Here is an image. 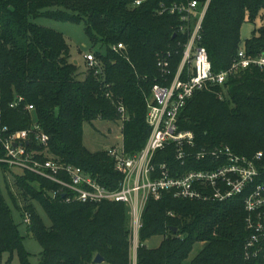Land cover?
Segmentation results:
<instances>
[{
    "label": "trees",
    "instance_id": "1",
    "mask_svg": "<svg viewBox=\"0 0 264 264\" xmlns=\"http://www.w3.org/2000/svg\"><path fill=\"white\" fill-rule=\"evenodd\" d=\"M135 1L0 0L3 123L10 132L30 126V115L22 106L10 108L22 98L23 105L34 107L36 122L49 137L50 154L81 168L110 190L116 189L121 175L114 171L106 151L90 152L83 146V126L97 120L119 121L123 152H139L150 134L146 113L151 90L169 84L187 42L178 30L177 16L156 14L160 3L171 0H142L133 7ZM51 7L62 10L48 12L46 18L82 23L88 41L104 51L94 53L98 66L87 65L89 70L81 80L77 76L80 66L70 59L64 36L29 21ZM257 21L260 26L242 40V25ZM200 38L198 45L205 49L213 74L227 70L240 49L250 56H264V0H210ZM118 44L124 49L113 51ZM159 58L169 62L167 80L157 67ZM119 105L125 111L123 120ZM178 129L193 134L194 147L185 149L182 161L176 160L173 146L158 151L154 160L165 163L172 175L216 168L210 159L195 158L199 151L215 147H228L249 158L262 153L264 160V70L247 69L229 76L221 86L196 92L179 113ZM0 169L3 175L10 172L2 165ZM14 186L21 206L7 183L6 197L0 191V254L16 253L22 264H28L19 232L24 225L26 234L42 249L38 264H94L96 255L104 264L131 263L130 215L124 204L52 199L50 192L56 187L29 173L14 175ZM7 199L21 224L14 222ZM37 207L50 225L44 224ZM26 215L28 224L24 223ZM245 217L242 198L184 200L164 193L158 201L149 200L143 211L136 264H264L262 257L245 258ZM154 237L161 238L160 243L147 247ZM197 244L200 250L189 259Z\"/></svg>",
    "mask_w": 264,
    "mask_h": 264
},
{
    "label": "built area",
    "instance_id": "2",
    "mask_svg": "<svg viewBox=\"0 0 264 264\" xmlns=\"http://www.w3.org/2000/svg\"><path fill=\"white\" fill-rule=\"evenodd\" d=\"M142 0H136L137 7ZM210 0L203 5L197 0H171L160 3L156 14L177 16L178 30L187 36L178 69L167 85H155L147 105L146 123L150 134L143 148L133 155H127L116 148L108 149L107 155L113 160V169L121 175L116 189L102 186L95 178L81 168L54 158L49 152V137L36 122L34 107L23 105L18 97L10 108L21 107L30 115L31 124L27 129L10 132L3 123L0 112V165L20 175L29 173L52 183L56 189L50 197H60L65 203L78 202L98 205L103 202L124 204L129 209L133 255L130 264H136L138 234L142 214L149 200L158 201L164 193L175 199L226 202L242 198L245 228L248 238L244 244L246 259H264V160L262 153L253 157L240 156L228 147H215L196 153V160L210 159L214 169L192 170L172 175L165 164L154 162L156 153L167 147L175 148L176 160L182 161L186 148L194 147L191 132L178 129V116L186 102L196 93L213 86L223 85L229 76L256 68L264 70V56H250L240 49L231 66L213 74L207 53L198 44L201 40V24ZM117 52L124 49L122 44L112 47ZM84 60L93 69L98 62L93 52L85 54ZM162 77L170 75L169 62L165 58L157 61ZM167 80V79H166ZM118 112L124 119V108ZM13 173V172H12ZM19 175V174H18ZM24 223L28 224V216Z\"/></svg>",
    "mask_w": 264,
    "mask_h": 264
},
{
    "label": "rangeland",
    "instance_id": "3",
    "mask_svg": "<svg viewBox=\"0 0 264 264\" xmlns=\"http://www.w3.org/2000/svg\"><path fill=\"white\" fill-rule=\"evenodd\" d=\"M56 10H62L56 7H51L48 9L41 10L37 16L29 17V21L33 24L39 25L41 27L53 29L59 33H61L66 43L70 49V59L78 65V78L81 80L84 78L86 72L89 70L86 66L87 64L84 61V55L93 52L96 53L98 51L104 52L100 45L93 44L88 41L84 34V26L82 23H72L70 21H59L56 19H48L45 17V14L48 12H54ZM71 15V13H69ZM73 14V13H72ZM77 16V15H74ZM260 26L257 21L255 25L250 23H245L242 25L240 29V37L242 40L248 39L251 37L252 32L255 28ZM96 57V56H95ZM225 94V91L223 92ZM150 101L148 100V103ZM121 135V122L119 121H94L91 124H85L83 126V146L90 152H98V151H107L110 148H116L120 150L122 148V140L119 137ZM13 173L6 172L3 175L2 170L0 169V191L6 197V183L11 191V193L16 198L19 206L23 204V202L18 197V192L16 187L14 186V175H20L18 171H12ZM5 176V177H4ZM8 205L11 209L12 218L16 224H21V218L16 213L13 205L7 199ZM37 213L44 222L45 225H50V222L40 207H37ZM130 222V221H129ZM23 224V223H22ZM129 228L131 232V224L129 223ZM20 235L23 240V247L28 254V264H38L39 256L42 251L40 245L37 241L26 234V228L24 225H20L19 228ZM161 238L154 237L146 243L147 247L154 248L160 243ZM132 237H131V245H130V260L133 255L132 249ZM199 244L195 245L189 259H192L196 253L200 250ZM9 261L10 264H22L19 260L16 253L10 255L9 253H1L0 254V264H7ZM190 261V260H189ZM104 264V263H102Z\"/></svg>",
    "mask_w": 264,
    "mask_h": 264
},
{
    "label": "water",
    "instance_id": "4",
    "mask_svg": "<svg viewBox=\"0 0 264 264\" xmlns=\"http://www.w3.org/2000/svg\"><path fill=\"white\" fill-rule=\"evenodd\" d=\"M76 63V62H74ZM177 230L175 228H173V232H176ZM104 263V259L100 256V255H96L95 259H94V264H102Z\"/></svg>",
    "mask_w": 264,
    "mask_h": 264
},
{
    "label": "crops",
    "instance_id": "5",
    "mask_svg": "<svg viewBox=\"0 0 264 264\" xmlns=\"http://www.w3.org/2000/svg\"><path fill=\"white\" fill-rule=\"evenodd\" d=\"M119 137L121 138V135H119Z\"/></svg>",
    "mask_w": 264,
    "mask_h": 264
}]
</instances>
